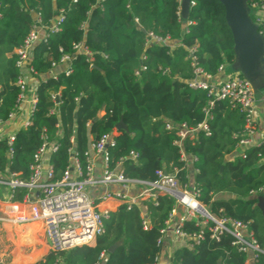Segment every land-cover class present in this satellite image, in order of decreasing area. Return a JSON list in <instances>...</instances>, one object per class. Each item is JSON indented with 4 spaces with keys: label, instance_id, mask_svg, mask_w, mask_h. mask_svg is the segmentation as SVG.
I'll return each mask as SVG.
<instances>
[{
    "label": "trees",
    "instance_id": "trees-1",
    "mask_svg": "<svg viewBox=\"0 0 264 264\" xmlns=\"http://www.w3.org/2000/svg\"><path fill=\"white\" fill-rule=\"evenodd\" d=\"M191 1L183 19L179 0H0L3 121L17 109V81L24 71L16 65L15 50L33 28L34 14L39 13L47 25L60 13L64 16L60 31L33 47L29 63L35 71L32 78L38 81L35 110L29 125L15 132L11 152L7 141L0 140V172L27 179L33 155L46 140L58 143L50 156L56 173L66 168L73 153L84 166L89 142L113 131L115 145L108 148L112 168L119 167L127 178L144 182L154 181L157 170L175 172L180 186L196 190L212 214L246 223L251 237L263 248L264 216L257 202L258 196H264V143L239 153V141L246 137V112L228 99L213 98L206 117L212 97L188 85L194 66L215 76L221 65L231 68L234 60L219 0ZM254 1L248 0L249 6ZM149 32L168 37L167 43H147ZM81 41L92 53L91 61L75 53L73 47ZM191 47L195 48V65ZM63 56L72 58L71 72L65 75V65H59L54 69L57 78H46L52 64ZM53 91L60 93L57 102L51 99ZM120 120L127 130L116 129ZM204 120L209 134L198 128L193 140L183 142L187 159L196 158L187 163L177 145L178 136L166 131L165 123L196 128ZM131 151L137 154L135 159L129 156ZM175 205V198L166 193L129 208L119 203L108 211L104 233L94 244L50 250L39 260L46 249L43 246L30 257L22 253L18 262L153 264L161 249L160 230ZM144 206L150 221L146 227ZM39 225H23L18 240L24 242L37 232L41 235ZM211 225H202L199 217L184 220L181 230L190 235L188 246L174 252L171 264H248L249 252L240 251L229 233L212 237ZM115 243L119 244L107 257ZM255 263L264 264V255L258 253Z\"/></svg>",
    "mask_w": 264,
    "mask_h": 264
},
{
    "label": "built area",
    "instance_id": "built-area-1",
    "mask_svg": "<svg viewBox=\"0 0 264 264\" xmlns=\"http://www.w3.org/2000/svg\"><path fill=\"white\" fill-rule=\"evenodd\" d=\"M193 2L190 1V5ZM250 16L257 24L259 32L264 36V0L252 2ZM35 24L25 38L23 44L16 48V65L23 69V73L17 81L20 92L17 97V109L10 113L8 119H0V140L5 139L11 152V144L14 141L15 132L25 128L31 122V116L35 110L37 102L36 88L38 81L32 78L35 74L29 61L32 57L33 47L39 42L47 41L51 34L60 31L64 16L60 13L49 25L43 24L39 13L34 14ZM147 43L156 42L166 44L168 37H161L152 32L148 34ZM75 53L87 56L92 60V53L84 45L83 41L74 45ZM192 65H195V48L190 49ZM70 56H63L59 63L52 64V70L46 78H57L54 71L59 65H65L63 72L68 75L71 72ZM225 68L221 65L218 71ZM194 76L187 81L191 88H200L207 91L212 97L205 109L206 117L209 116V109L213 106L215 99H228L237 105L241 111L246 112V137L238 144V152L243 151L252 145L251 135L255 127V104L257 94L250 83L238 72L232 70L230 75L219 83L210 81L211 75L205 73L202 68L194 66ZM59 91L51 93V99L59 101ZM76 100V99H75ZM264 101V97H263ZM53 111V110H52ZM5 126L8 128L1 129ZM166 131L174 132L178 136L177 145L182 152L183 142L193 140L198 128L206 134L209 129L206 121H202L196 128H189L186 124H173L166 122ZM115 145L114 132L102 134L98 139L90 141L87 150L84 152L85 165L82 166L78 157L73 153L66 168L56 173L50 162V156L58 149L56 141H44L39 149L34 153L30 165V175L27 179L20 178L16 173L6 171L0 172V227L9 225L17 227L39 222L43 228L44 237L48 240L51 249L54 251H64L80 245H92L96 238L104 233V218L107 211H101L99 202L108 199L118 200L126 203L128 208L139 201L152 198L157 194L166 193L176 200V205L181 204L187 210L186 219L199 217L202 225L212 223L210 231L212 237L218 238L222 233H229L234 237L233 244L240 251L253 252L254 259L257 254L264 255V247L260 248L251 237L248 226L239 220L229 218H218L212 214L199 201V193L194 189L182 188L178 182L175 172L164 174V170H157V178L151 182H144L127 178L122 170L112 168L108 148ZM135 159L137 154L133 151L129 154ZM96 158L100 160V175L94 174ZM182 159L191 163L195 157L187 159L182 152ZM117 185L120 190L109 191L106 187ZM141 185L142 192L137 196H130L126 193L129 187ZM102 186L104 189L98 194L92 195L91 189ZM21 198H16L19 194ZM176 205L172 208L166 223L175 211ZM145 211V210H144ZM147 208L145 212L144 226H147ZM185 219V220H186ZM181 222L176 226L174 232L179 235L190 237L181 230ZM160 230L162 237L158 244L162 243L166 229ZM201 237V234L194 236V239ZM158 257L156 259V262ZM153 263V264H156ZM0 264H7L0 259ZM171 264V263H170Z\"/></svg>",
    "mask_w": 264,
    "mask_h": 264
},
{
    "label": "water",
    "instance_id": "water-1",
    "mask_svg": "<svg viewBox=\"0 0 264 264\" xmlns=\"http://www.w3.org/2000/svg\"><path fill=\"white\" fill-rule=\"evenodd\" d=\"M190 1L179 0L180 14L183 19L188 16ZM219 2L224 8L225 23L233 41L234 60L231 68L241 74L255 92H261L264 90V36L250 16L248 0H219ZM92 67L98 69L95 65ZM116 129L127 130V126L123 120H120L116 124ZM164 174H166L165 170ZM257 206L264 216L263 195L258 196ZM118 244L115 243L109 247L107 257ZM216 264L221 263L218 261Z\"/></svg>",
    "mask_w": 264,
    "mask_h": 264
},
{
    "label": "crops",
    "instance_id": "crops-1",
    "mask_svg": "<svg viewBox=\"0 0 264 264\" xmlns=\"http://www.w3.org/2000/svg\"><path fill=\"white\" fill-rule=\"evenodd\" d=\"M171 45L173 46L174 44H171ZM231 72H232V68L225 67L222 71H219L215 76H212L210 78V81L213 83H219V82L225 80L230 75ZM263 97H264V90L261 91V94L257 96V102L255 104V113H254L255 128H254L253 134L250 137L252 145H259L260 143H264V101H263ZM100 114H103V111H101ZM100 172H101L100 160L98 158H96L94 174L96 176H99ZM106 188L109 191L120 190L117 185H109ZM142 188L143 187L141 185H133V186L128 188L126 193L130 196H137L142 192ZM103 189H104V187L98 186V187L92 188L91 193H92V195H95L97 193L99 194ZM119 203H121V202L118 200L108 199V200L99 202V208L101 211H107L108 212L110 210V208L116 207ZM143 209L146 212V206H144ZM187 217H188V214H187V210L185 209V207L181 204H177L175 207L174 213L172 214V216L170 217V219L166 223V227H165L166 231H165L163 238H162L161 249H160V253L158 255V260H157L156 264H170L174 252L180 248L188 246V237L184 236V235H179V234L174 232V229L176 228V226L178 224H180L181 222H183ZM146 219H147V221H146L147 225H149L150 221H149L148 217ZM21 226H23V225H21ZM21 226H17L15 228L12 226L11 227L13 229H15L16 231H18V229H20ZM39 226H40L39 232L40 231L42 232L43 235H41V237L44 240L45 237H44L43 228H42L41 224ZM34 234L36 235V233H34ZM35 235H33V237H36ZM28 240H30V241H28ZM31 240H33V239L27 238L24 242L29 243V242H31ZM43 246H46V245L44 244V245H42L36 249L42 248ZM46 248L47 249H45L43 255L39 258V260L42 259L50 251V249H48L47 246H46ZM34 262H36V261L25 262V263H21V262L15 263L14 261H9V264H32ZM246 262L248 264H256L253 252L250 251L248 253V257H247ZM99 264H101V263H99Z\"/></svg>",
    "mask_w": 264,
    "mask_h": 264
},
{
    "label": "rangeland",
    "instance_id": "rangeland-1",
    "mask_svg": "<svg viewBox=\"0 0 264 264\" xmlns=\"http://www.w3.org/2000/svg\"><path fill=\"white\" fill-rule=\"evenodd\" d=\"M4 128H8V126L3 127L1 131ZM19 232L20 231H16L9 225L0 227V259L2 258L5 263L9 264V261H13L15 257L14 253H16L17 251L21 252L20 255H22L23 253L25 257H30L33 254L32 252L36 248L44 244L48 247V249H51L48 240L47 239L43 240L41 235H38V233H36V237L31 238L33 239L31 240L32 241L31 243L30 242L26 243L21 241L19 242L17 237L18 236L17 234Z\"/></svg>",
    "mask_w": 264,
    "mask_h": 264
},
{
    "label": "bare ground",
    "instance_id": "bare-ground-1",
    "mask_svg": "<svg viewBox=\"0 0 264 264\" xmlns=\"http://www.w3.org/2000/svg\"><path fill=\"white\" fill-rule=\"evenodd\" d=\"M22 228V226L20 227V234H22L23 233V230L21 229ZM22 231V232H21ZM41 235H43L42 234V232H41ZM18 237V236H17ZM20 253L21 252H19V251H17L16 253H14V259H13V261L15 262V263H17L18 262V259H17V257L20 255Z\"/></svg>",
    "mask_w": 264,
    "mask_h": 264
}]
</instances>
